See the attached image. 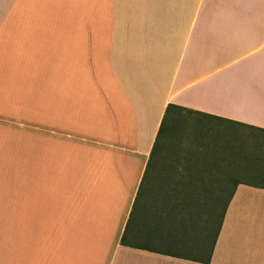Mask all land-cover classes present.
<instances>
[{
	"label": "crops",
	"instance_id": "obj_1",
	"mask_svg": "<svg viewBox=\"0 0 264 264\" xmlns=\"http://www.w3.org/2000/svg\"><path fill=\"white\" fill-rule=\"evenodd\" d=\"M170 104L264 133V0H0V264H264L245 182L209 263L121 244Z\"/></svg>",
	"mask_w": 264,
	"mask_h": 264
},
{
	"label": "rangeland",
	"instance_id": "obj_2",
	"mask_svg": "<svg viewBox=\"0 0 264 264\" xmlns=\"http://www.w3.org/2000/svg\"><path fill=\"white\" fill-rule=\"evenodd\" d=\"M162 144V153L158 150L156 155L157 160H160V167H158V172L156 167H153L150 176L153 177L152 174L159 173L158 177H154V180H158L156 183L163 180L166 185H169V191L165 188L160 191L159 195H155V192H158L154 190L153 193H150L152 184L146 183L144 190L149 194L147 195V198L149 196L148 213L147 218L143 220L144 223L142 221V226H138L139 232L146 233L143 236L146 239L141 237L135 243H148L150 247L158 250L178 252L179 249L176 246H179L180 242H184L187 245L191 244L196 250L199 244L211 242L218 222L216 226H212L206 219L205 210L202 208L203 204L196 203L189 207L190 205H187L186 201L179 202L181 198L176 201L175 199L179 198L177 196L182 197V193L185 192L181 190L180 185L184 187V185L190 184L191 175L195 174L194 165L199 169L204 166L205 169L207 167L223 169L219 177L208 181L209 185L215 187L223 184L222 178L225 174L231 175L233 178H229L236 182L264 185V169L262 170L256 165L253 167L251 165L254 164L253 160H251V164L247 160V158L253 159L252 153L257 151L264 161V133L247 126H233L189 112L185 113L183 124L176 126L175 130L162 140ZM237 146L243 152L244 161L239 157V164L231 163V167H227L225 161L229 159L227 157L229 155H226V151L229 149L230 152L235 153L233 148ZM186 167H191L190 171H187ZM227 170L230 174L227 173ZM12 172L13 167H0V216H8L12 208ZM180 173L187 179L182 180ZM19 179L15 178L16 181ZM201 183L203 184V182ZM173 187L176 193H173L172 189L170 191V188ZM228 190L225 187L220 195L209 198L204 205V208L209 210L214 207L212 218L215 220L221 216L223 206L230 197ZM193 198L189 196L188 200L192 203ZM0 228L10 229L11 220H0ZM166 232H170L174 237L172 238ZM167 234L168 238L166 239L164 236ZM162 237L174 246L168 247L162 243ZM128 239L131 237L128 236ZM148 240L150 242H147Z\"/></svg>",
	"mask_w": 264,
	"mask_h": 264
},
{
	"label": "trees",
	"instance_id": "obj_3",
	"mask_svg": "<svg viewBox=\"0 0 264 264\" xmlns=\"http://www.w3.org/2000/svg\"><path fill=\"white\" fill-rule=\"evenodd\" d=\"M189 112L190 113H196L194 111H191V110H188V109H185V108L173 105V104L168 105V107L165 111V115H164V118L162 120V123L160 125L156 141L153 145L151 155L149 157V161L147 164V169L145 171V175L143 177V181H142L141 189H140L141 193L139 194V198H138L137 203L135 205L137 208V212L134 213L133 220L131 221V223H133V225H135L137 227V230H135V231L133 230L134 232H133L132 236H130L131 239H128V236H126V234L123 235V237L121 239V244L130 246V247H134V248H140V249H145V250H150V251L156 252L155 248L150 247V245H148V243H146V244L135 243V241L140 240L141 237H143V236H141V234L138 230V226H140L142 221L145 219V218H143V220H142V219L138 218L141 215V209L143 211L144 210L148 211L147 210L148 201L145 204L146 205L145 206L141 202V200H142L141 195L145 196L146 191L144 190V188L146 186V183L152 184L151 185L152 187H150L149 185L148 186L150 187V193H153L154 190H156L158 192V193L155 192V195L156 194L159 195V193L162 189H165V188L168 189L169 185L168 184L166 185L163 180H161L162 182H157V183H156V181H158V180H154V177H158L159 173L158 174H152L153 177L150 176L151 169L153 167H156V171L158 172V167H160V160L159 159L157 160L156 155H157L158 150L162 153V148H163L162 140L165 139V137H168L169 133H171L173 130H175L176 126L183 124V121L185 120V113H189ZM252 154L254 155V158L253 159L247 158L248 163L250 161V164H251V160H253L254 164H251L253 167H255V162L259 166H264V161L262 159H260V161L257 162V160H255V153H252ZM242 160L244 161V156H243ZM204 167H201V169H199V167H196L194 165L193 171L195 174L191 175L190 184L188 186L184 185V187L182 185H180L181 190H184L185 192L182 193V197L177 196L179 198H176L175 200L178 201L181 198L179 202L186 201V204L190 205L189 207H192V205L196 204V203L203 204L202 208L205 210L206 219H208V221L212 224V226H216L217 222H218V225L216 226L215 233H214V236H213V239L211 240V242L207 243V244H206V242H204L203 244H199L196 247V250H194V252L196 253L195 258L204 260L207 263H209L211 260L210 257H211L212 251L214 249V246H215V243L217 241L220 229H221L222 224H223V220H224L228 205L231 201V198L234 195V191H235L236 186L238 185L239 182H242V181L236 182L235 180L229 178V177H232L231 175L225 174L224 178H222L223 184H220L219 186H216V187L209 185L208 181L209 180L212 181V180L216 179L217 177H219L221 174V171L223 169L221 167H209V168L207 167V169H205ZM186 168H187V171H190V169H191V167H186ZM259 168H261L262 170L264 169V167H259ZM193 171H191V172H193ZM235 172L237 173V170ZM227 173L230 174V172L228 170H227ZM180 178L182 180L187 179V177L183 174H181ZM224 180H226L225 183H224ZM201 182H203V184ZM200 184H202V185H200ZM225 187L229 189L228 191H229L230 197H229L228 201L226 202V204H224V206H223L221 216L217 220H215L214 218H212L214 207L212 208V210H209V209H205L204 205L207 203L209 198L220 195V193H222V191ZM230 188H232V189H230ZM171 189H172L173 193H176V191H174V187L170 188V191H171ZM167 191H169V189ZM189 196L191 198L194 197L192 203L190 200H188ZM148 199H149V196H148L147 200ZM193 202H195V203H193ZM198 208H200V207H198ZM135 211H136V209H135ZM143 223H144V221H143ZM166 233H168V232H166ZM168 234L170 236H172V238L174 237V235L171 234L170 232ZM168 234L164 236L166 239L168 238ZM164 237H162L161 242L164 243L165 245H167L168 247H173L174 245H172V243L167 242L168 240L164 239ZM209 237H210V235H209ZM209 237H207V238H209ZM143 239H146V238L143 237ZM147 242H150V240H148ZM158 243H160V242H158ZM176 247H177V249H179L178 252H175V251L169 252L168 250L163 251V252H165V254H179L180 256H186V252H184V251H186V247H187L186 243L180 242V245L176 246Z\"/></svg>",
	"mask_w": 264,
	"mask_h": 264
}]
</instances>
